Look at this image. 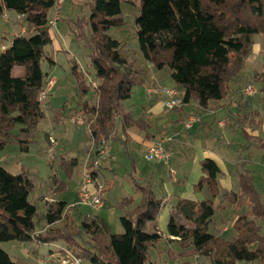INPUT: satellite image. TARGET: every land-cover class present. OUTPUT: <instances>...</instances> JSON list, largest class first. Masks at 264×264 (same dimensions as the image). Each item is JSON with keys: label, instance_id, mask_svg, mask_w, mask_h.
Masks as SVG:
<instances>
[{"label": "trees", "instance_id": "1", "mask_svg": "<svg viewBox=\"0 0 264 264\" xmlns=\"http://www.w3.org/2000/svg\"><path fill=\"white\" fill-rule=\"evenodd\" d=\"M84 2L89 15L66 23L76 40L85 37L86 32L89 34V63L95 70L98 95L93 106L84 102L80 112L94 117L90 135L98 143L113 138L114 116H120L123 130L127 125H142L121 108L122 103L131 99L139 82L133 65L122 55L121 44L106 34L122 23L121 0ZM137 2L139 16L135 25L139 49L155 69H168L172 83L182 89V93L178 91L181 105L192 101L206 109L212 102L225 100L231 81L242 71L243 55L254 37H264V0ZM55 5L56 0H0V16L12 11L22 16L25 26L24 34L17 35L0 55V149L14 140L19 151L27 153L32 132L44 118L45 104L39 102V97L48 81L40 63L46 58L44 49L53 43L54 25L48 15ZM17 67L24 70L22 77L12 75ZM72 71L80 96L87 95L92 82L88 84L76 66ZM252 82L256 81L250 78L244 87ZM246 100L249 102L251 98ZM15 130L18 133L13 135ZM124 150L128 155L125 147ZM76 163L67 162L69 167ZM132 166L134 171L133 162ZM200 168L203 176L195 190L205 188L212 199L217 198L219 167L205 159ZM130 176L141 199L135 204L131 197H125L116 203L123 233L113 234L97 217L85 215L80 223L75 222L70 214L76 211V206H68L64 201L48 204L47 229L40 233L35 231L36 207L29 201L36 189L34 177L27 171L13 175L0 165V244L61 242L91 264H154L150 253L161 241L157 233L161 201L155 199L148 184ZM239 188L240 195L230 193L225 197L232 204L237 197L245 199L250 210L249 216L241 215L234 220L231 240L211 232L217 209L212 199L179 200L169 216L167 235L175 238L180 248L191 247L192 255L209 258L210 264H264L263 227L256 222L264 223V202L251 175L239 174ZM60 222H64V228L54 226ZM169 257L176 260L170 254ZM0 264L17 263L0 248Z\"/></svg>", "mask_w": 264, "mask_h": 264}, {"label": "rangeland", "instance_id": "2", "mask_svg": "<svg viewBox=\"0 0 264 264\" xmlns=\"http://www.w3.org/2000/svg\"><path fill=\"white\" fill-rule=\"evenodd\" d=\"M83 3H85L84 0H56L55 7L50 10L49 20L53 21L57 17V21L51 27L53 43L44 49L46 58L40 63L41 71L46 76V81H48L45 89L51 87L47 92V102L43 106L44 118L39 121L32 132L28 152L21 153L18 144L14 140H10L7 145L0 149V165L13 175L27 171L34 177L36 189L30 195L29 201L35 205L37 210L34 218L35 231L43 233L47 229L45 215L48 204L55 201H64L68 206H76L77 212L74 211L70 214L75 222L80 223L81 218L85 215L92 218L95 216L102 219L113 234H121L123 229L119 222L120 212L115 208V205L122 198L129 197V191L126 190V187L131 188L132 186L130 175L132 177H135L134 174L138 176L142 184L148 183V180H145L147 172L157 166L155 164H158L160 165V171H157L156 174L158 175L157 178H160L159 182L161 183V180L171 182L169 175L172 174L171 169H175V163L174 158L168 166L155 161H147L144 158L142 146L138 147L137 150L130 151L131 153L127 150V155L125 150L121 148L120 139L115 138L111 145L110 156L115 158V163L113 162V165L112 163L111 165L115 167L117 176L112 177V172L107 170V168L103 169V163L100 165V174L105 180L104 208L95 211L91 207L77 205L78 196L77 193L76 195L74 194L75 187L78 188L77 180L82 176L86 164L88 166L91 163L90 160L88 164L86 159L89 155L91 158L94 157L93 151L97 146L90 135V125L94 117L80 112L84 102L93 106L98 95V82L94 76L95 70L89 63L91 53L87 45L89 34L86 32L85 37L76 40L66 23L67 20L73 21L79 17L82 18L89 15ZM120 8L122 23L110 28L106 34L121 44L123 48L122 55L129 64L133 65L139 82L133 88L131 99L121 104L122 111L125 113L131 104L135 105L134 108L137 109L148 100H151V96L147 93V88L156 84L168 87L172 84V81L168 76L169 71L167 68L162 70L155 69L144 59L139 49L136 35L137 27L135 25V19L139 16L137 0H121ZM23 22V19H18L12 11H6L0 16V55L2 45L7 49L16 33L18 35L24 34L25 26ZM243 58L242 71L231 81L227 97H229L230 93H239V96L247 99L243 94L246 87L244 85L251 78L256 82L247 83V85L251 84L257 90L256 94L251 98L253 99L258 94L260 86H263L262 84L264 83L263 73L261 74L262 71L264 72L263 36L254 37L252 45L247 49ZM49 60L53 63H50ZM75 66L77 72L82 73V76L86 78V82L88 84L93 82L96 87L91 85L90 91L85 96H80L79 94L77 81L72 71ZM256 77H259L258 79L261 77L263 83L258 81V79L256 80ZM51 82L52 85H50ZM259 96L257 95L256 98ZM259 111L263 112L261 108ZM119 117L114 116L115 122L119 120L116 119ZM230 124H233V122ZM246 125L247 129H252L251 131L256 129V126ZM237 126L240 129V126ZM116 127L113 130V136L117 134L118 137L120 132ZM181 127L183 125L179 124L177 129H181ZM235 129L237 130V127ZM136 130L134 128L133 132L137 133ZM133 132L129 133L133 134ZM17 133L18 130H15L13 135ZM202 133H204L203 130H200L198 136L201 137ZM48 136L55 137L58 142L53 153L47 152L49 147ZM213 138H215V135H212ZM187 139L192 142L190 137H187ZM227 141L235 149L234 156L248 162L246 164L242 163L245 166L244 170L254 173L255 187H257L258 192L264 194V156L262 153L264 144L260 147L262 151H259L257 145L260 144V140L252 139L249 143L247 140L245 141L241 134H230L227 137ZM190 144L188 143V145ZM69 145H73V148H69ZM134 145L135 141L130 147L134 148ZM188 149L190 152L189 147ZM72 158L78 159L79 163L78 166L71 170L63 159L69 161ZM132 162L135 167L134 171H132ZM111 178H113L112 183H110ZM152 185H154L152 187L157 199L160 200L162 196L159 194V187L154 188L155 184L152 183ZM234 189L237 190L236 184ZM219 198L222 201L216 204L220 203L222 209L217 208L215 211L211 232L218 237L231 240L234 237L232 229L234 219L241 215L249 216L250 207L247 202L245 203L242 200L238 203L239 207L235 208L234 204L229 202L225 195ZM262 199L264 202L263 196ZM256 222L263 227L264 233V223L259 220H256ZM56 226L64 228V222H60ZM62 246L64 244L61 242L58 244H41L13 241L0 244V248L10 255L17 264H34L37 258L47 259L50 252L58 251V247ZM190 250L191 247L188 249L180 248L174 241L165 239L152 249L150 253L151 261L154 264H184L186 262L188 264H210L209 258L192 255ZM168 253L171 257H175L176 260H172ZM180 253L181 255L179 256L178 254ZM83 263L91 264L87 261Z\"/></svg>", "mask_w": 264, "mask_h": 264}, {"label": "crops", "instance_id": "3", "mask_svg": "<svg viewBox=\"0 0 264 264\" xmlns=\"http://www.w3.org/2000/svg\"><path fill=\"white\" fill-rule=\"evenodd\" d=\"M17 35L18 33L14 35L13 39ZM2 53H4V51L1 49V54ZM14 73H16V75H14ZM23 74L24 70L20 67L15 68L12 72L14 77H22ZM261 74L264 75V72L262 71ZM258 78L259 77H256L255 79L257 80ZM258 81L262 82L261 77ZM262 85L263 86H260V90H258L257 94L260 96L256 98V95L249 102L242 96H239V93H230L229 97L225 100L212 102L206 109L200 108L197 103L191 101L190 103L183 104L172 111H167L164 106L163 97L151 98V100H148L137 109L134 108L135 105L131 104L125 112L129 113L134 120H139L142 125H127L123 130L121 118L119 117V120L115 122L117 125L116 129L119 130L120 134H118V137L117 134L113 136L111 139V145L115 138H118L120 139L121 148L124 149L125 147L129 152H132L142 146L144 155L147 147L151 144L167 140L165 148L171 155L169 163L174 158L175 169H171L172 174L169 175L171 182L164 180H161V183L159 182L160 178H157L158 175L156 174L157 171H160V165L158 164H155L157 166L147 172V177L145 179L148 180V183L145 184L150 186L155 199L161 201L160 214L157 219V233L161 236L160 242L168 239L178 244L175 238L167 235V223L169 216L174 212V207L179 200L198 202L212 199L205 188L201 191L195 190V186L203 176L200 168V164L203 160L210 159L214 161L221 171V175L217 179L220 193L217 198L212 199L215 207L217 206L216 208H221L220 203L216 204L217 202L222 201L219 198L220 196L223 197L224 195H230V193L240 195L239 174L251 175L254 179V173L252 171L244 170L245 166H243L242 163L246 164L248 162L242 161L237 156H234L235 149H233L230 143H228L227 137L230 134H241L245 141L247 140L249 143L252 139L260 140V144L257 146L258 150L262 151L260 147L264 144V138H261L264 137V83ZM168 87L176 88L177 90L179 89L178 91L182 93V89L175 86L173 83ZM260 108L263 112L259 111ZM245 116L246 118H244ZM190 117L198 118L199 122L191 129L187 130L185 128V122ZM238 121L246 123L242 125L240 122L238 123ZM231 122H233V124H230ZM179 124L183 125L181 129H177ZM246 124L256 126V129L251 131L252 129L250 130L245 127ZM231 125L233 126L231 127ZM237 125L240 126V129H238ZM235 127H237V130ZM134 128L137 129V133L133 132ZM200 130H203L204 132L201 137L198 136ZM129 132H133V134ZM212 135H215V138L212 139ZM187 137H190L192 142H190ZM134 141V148H131L130 145L133 144ZM188 143L191 144L188 145ZM188 147L190 148V152ZM69 148H73V145H69ZM262 153L264 156V151H262ZM63 160L68 162L66 159ZM71 160H75L77 162L76 166H78V159L72 158ZM113 162L115 163V158L111 157L110 154L109 158L103 162V169L107 168V170L112 172V177L117 176L115 167H112ZM74 167L75 166L70 167L71 170ZM134 176L135 177L133 178L136 181H139L138 176L135 174ZM79 180L77 181L79 182ZM112 180L113 178L110 179V183H112ZM152 183L155 184L154 188L159 187V194L162 196L160 200H158L155 195V191L152 187L154 185H152ZM235 184L237 185V190L234 189ZM121 185L124 186L123 184ZM126 190L129 191V197L133 199L134 203L138 204L141 199L140 193L134 190L133 185L131 188L126 187ZM76 193L77 187H75L74 191L75 195ZM259 194L261 197H264L263 193L259 192ZM242 200H244L245 203L247 202L245 199L237 197L234 207L238 208V203ZM102 208H104V206ZM93 218H95V216ZM148 231L150 230L148 229ZM32 242L36 243L35 241ZM60 248H66V245L64 244V246Z\"/></svg>", "mask_w": 264, "mask_h": 264}, {"label": "built area", "instance_id": "4", "mask_svg": "<svg viewBox=\"0 0 264 264\" xmlns=\"http://www.w3.org/2000/svg\"><path fill=\"white\" fill-rule=\"evenodd\" d=\"M17 17L18 19L22 18V16L18 15ZM56 21L57 17L55 18V20L50 21V24L54 25ZM1 49L5 51L4 46H2ZM50 85H52V82ZM92 85L94 86L93 82ZM50 88H44V91L39 97V102L42 105H44L46 102L47 92L50 90ZM256 91L257 90H255L253 85L248 84L245 87L243 94L247 98H252L256 94ZM147 93L149 94V96H151V98L163 97L164 106L167 111H172L180 107L182 104L180 93L178 92V90L172 87L156 84L147 88ZM198 122V118L190 117L185 122V128L189 130ZM111 139L112 138L110 137L108 140L99 141L98 143H96L97 146L94 144L96 146L93 151L94 157L91 158L89 157L90 155L88 156L86 161H88L89 164V161L91 160V163L88 166L86 164V167H84V171L82 172V176L80 177V181L78 183L77 196L79 201L77 205L79 204L91 207L95 211H98L103 207L105 180L100 174V165L109 158L111 150ZM166 142L167 140H162L148 146L145 151L144 158L147 161H155L168 166L171 155L166 151ZM48 144L49 147L47 152L53 153L58 145L56 138L53 136H48ZM83 262L84 261L80 257L75 255L69 249L58 247V251L51 252L47 259H37L36 264H84Z\"/></svg>", "mask_w": 264, "mask_h": 264}]
</instances>
